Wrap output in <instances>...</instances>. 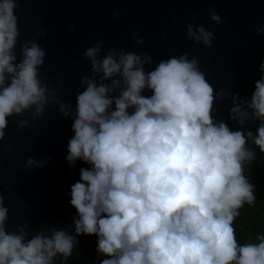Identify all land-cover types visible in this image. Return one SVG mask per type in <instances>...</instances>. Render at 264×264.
Listing matches in <instances>:
<instances>
[{
    "label": "clouds",
    "instance_id": "obj_1",
    "mask_svg": "<svg viewBox=\"0 0 264 264\" xmlns=\"http://www.w3.org/2000/svg\"><path fill=\"white\" fill-rule=\"evenodd\" d=\"M18 7L17 0H0V141L9 118L43 117L51 101L72 116L65 160L87 167L79 168L68 192L73 232L45 222L31 232L27 220L9 231L10 208L0 194V264H69L81 237L96 238L95 257L86 264H264V231L241 243L236 229L240 210L257 199L247 169L257 150L264 154V75L250 98L242 97L217 91L198 56H172L146 70L154 63L150 53L105 52L97 41L83 52L91 76L81 77L86 87L73 110L41 78L47 52L39 40L24 41L18 59ZM208 11L217 25L224 23ZM113 16L118 20L120 9ZM256 34L264 35V26ZM187 36L209 48L216 39L202 24H187ZM131 39L145 43L137 32ZM258 71L264 74V61ZM226 99L235 130L218 118L216 104ZM15 124L22 129L28 120ZM33 165L43 168L45 161L28 157L26 166Z\"/></svg>",
    "mask_w": 264,
    "mask_h": 264
},
{
    "label": "water",
    "instance_id": "obj_2",
    "mask_svg": "<svg viewBox=\"0 0 264 264\" xmlns=\"http://www.w3.org/2000/svg\"><path fill=\"white\" fill-rule=\"evenodd\" d=\"M16 15L21 32L16 52L26 40H39L47 52L46 62L40 69L42 80H51L50 88L56 89L61 102L71 101L73 110L76 96L83 90L80 80L91 76L90 63L83 57L87 47L103 41L109 48L137 53L148 52L154 63L146 65L151 70L160 60L187 53L189 59L199 57L200 68L219 91L239 92L250 98L258 71L264 61V35L257 29L264 26V0H17ZM224 20L217 25L211 20L209 9ZM120 9L117 20L113 12ZM195 12V19L191 14ZM178 17V19H176ZM195 28L204 25L216 34L211 48L196 43L187 36V24ZM70 25H75L73 31ZM39 26L46 35L37 36ZM137 32L145 39L136 44L131 35ZM79 60V66L76 61ZM63 79L64 86H59ZM59 104L45 105L43 117L32 119L31 113L9 118L6 136L0 141V194L10 208L8 229L27 220L31 232L40 230L41 222L48 227L74 231L72 217L75 209L70 206V185L79 179V168L87 167L78 161L72 167L65 160L71 131L72 116L65 118ZM231 101L217 102L218 118L227 121ZM34 111V108H33ZM74 115V111H73ZM27 119L28 124L19 128L15 120ZM254 130V129H253ZM254 147V146H253ZM51 156V160L46 158ZM45 161L43 168L26 166L27 158ZM264 154L257 150L256 161L247 169L251 178ZM10 189V190H6ZM95 237H81L69 264H86L95 257ZM76 252L83 253L75 259Z\"/></svg>",
    "mask_w": 264,
    "mask_h": 264
},
{
    "label": "trees",
    "instance_id": "obj_3",
    "mask_svg": "<svg viewBox=\"0 0 264 264\" xmlns=\"http://www.w3.org/2000/svg\"><path fill=\"white\" fill-rule=\"evenodd\" d=\"M256 186V202L245 205L236 222L237 236L241 243L255 237L257 232L264 231V159L259 161L250 178Z\"/></svg>",
    "mask_w": 264,
    "mask_h": 264
}]
</instances>
